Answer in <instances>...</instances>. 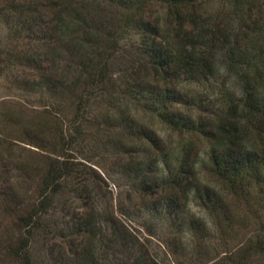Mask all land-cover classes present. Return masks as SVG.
<instances>
[{"label": "trees", "instance_id": "trees-1", "mask_svg": "<svg viewBox=\"0 0 264 264\" xmlns=\"http://www.w3.org/2000/svg\"><path fill=\"white\" fill-rule=\"evenodd\" d=\"M215 2L221 7L210 11ZM263 8L264 0H0V77L9 89L41 104L43 120L34 127L45 131L34 144L55 156L32 204L5 200L22 231L12 256L30 263L31 240L75 172L65 155L89 125L102 123L120 130L132 140L131 152L143 155L145 193L159 194L168 210L196 200L204 217L184 225L192 238L200 233L193 249L198 257L264 264V221L249 230L252 213L241 199L264 185ZM127 38V54L138 57L137 67L116 77L115 61L126 53ZM146 71L153 82L142 79ZM221 73L232 79L234 99L218 115L202 122L176 113L183 103L175 85L180 78L199 83ZM139 110L183 136L174 156L137 121ZM195 141L202 149L194 150ZM199 154L219 186L200 182ZM73 225L83 233L88 228L80 221ZM228 231L238 239L235 245L212 241ZM128 264L155 263L138 253Z\"/></svg>", "mask_w": 264, "mask_h": 264}, {"label": "rangeland", "instance_id": "rangeland-1", "mask_svg": "<svg viewBox=\"0 0 264 264\" xmlns=\"http://www.w3.org/2000/svg\"><path fill=\"white\" fill-rule=\"evenodd\" d=\"M220 7L215 2L209 10ZM238 26V22L232 24L235 29ZM2 27L0 24L1 36L5 32ZM261 40L259 50L264 51V36ZM124 41L126 53L115 61L119 70L116 77H127L137 67L138 57L134 52L127 54L132 52L130 41L128 38ZM3 57L0 53V60ZM142 75L146 82H153L151 72ZM230 82L229 75L222 73L199 83L180 78L175 85L183 103L176 113L206 122L234 99ZM43 110L37 99L17 94L0 77V264H21L12 256L22 235L16 225L18 214L12 215L7 210L12 204L5 200L14 198V203L22 201L25 207L32 204L48 159L55 158L34 144V137L45 131L34 127L43 120ZM134 115L164 141L165 151L174 156L183 136L168 131L149 113L139 110ZM85 133L65 155L74 164L75 172L59 196L56 208L44 219V227L35 232L28 249L29 264H128L138 253L155 264H223L219 257L200 258L193 251L200 233L192 238L184 222L204 217L193 197L184 207L168 210L159 194L150 196L143 191L140 184L143 174L139 169H145L144 158L140 152H131V139L102 123L89 125ZM194 143V150L202 149L200 141ZM154 152L151 149V154ZM198 160L200 182L219 186V180L203 165L206 156L199 154ZM241 199L248 202L252 213L248 229L253 231L264 221V185L253 186L252 193ZM236 211L241 214L243 208ZM77 221L88 225L85 233L73 225ZM237 224L242 227L240 221ZM233 235L228 231L223 238L212 241L219 243L222 239L235 245L238 239Z\"/></svg>", "mask_w": 264, "mask_h": 264}]
</instances>
